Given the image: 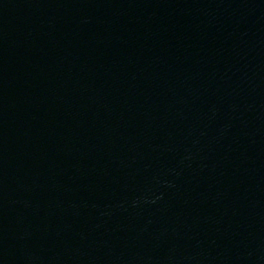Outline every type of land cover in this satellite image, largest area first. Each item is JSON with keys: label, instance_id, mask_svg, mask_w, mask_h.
I'll list each match as a JSON object with an SVG mask.
<instances>
[{"label": "water", "instance_id": "1", "mask_svg": "<svg viewBox=\"0 0 264 264\" xmlns=\"http://www.w3.org/2000/svg\"><path fill=\"white\" fill-rule=\"evenodd\" d=\"M0 264H264V0H0Z\"/></svg>", "mask_w": 264, "mask_h": 264}]
</instances>
